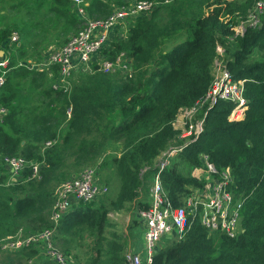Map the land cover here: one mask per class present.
Wrapping results in <instances>:
<instances>
[{
  "label": "trees",
  "instance_id": "obj_1",
  "mask_svg": "<svg viewBox=\"0 0 264 264\" xmlns=\"http://www.w3.org/2000/svg\"><path fill=\"white\" fill-rule=\"evenodd\" d=\"M156 1L157 6L136 17L126 38L114 42V51L108 53L113 57L124 51L132 59L133 79L79 74L69 94L52 89V79L49 89L41 91L43 102L34 106L18 91L24 84L33 87L36 77L44 75L13 67L26 52L21 43L9 42L14 26L2 22L0 49L10 52L11 70L0 87V107L6 110L0 122V241L19 231L28 236L51 229L54 192L101 158L106 168L101 182L108 191L97 201L74 204L57 222L53 241L61 238L70 247H81L83 235L89 234L96 245L110 212H120L127 205L146 209L143 198L147 192L149 197L156 159L181 135L173 126L178 111L191 107L207 92L217 60L233 80H245L248 108L237 121L229 119L231 103L220 101L207 110L202 134L170 159L161 181L171 204L182 206L191 189H201L203 182L182 175L178 163L184 160L198 167L200 155H207L218 171L227 170L231 176L227 191L235 202H241L242 233L230 239L209 233L196 220L182 240H164L149 264H264V16L260 27L246 28L243 35L234 37L230 25L244 20L255 0L223 5L215 0L210 4L215 5L213 10L204 16L190 0ZM53 4L56 19L66 18V24L79 20L72 0H53ZM165 8L167 15L158 16L157 11ZM84 9L89 17L112 12L110 8L105 11L106 4L98 0H90ZM226 15L232 17L229 24L221 19ZM177 27L186 38L169 51H160ZM217 45L223 49L219 59ZM254 52L258 56H252ZM47 142L52 145L44 147ZM5 157L40 164L38 178L6 186ZM30 172L26 168L22 177L28 178ZM109 188L118 189L117 193L104 199ZM117 248L122 252V247ZM21 250L30 258L37 253L33 248ZM63 253L70 255L67 249ZM107 255L110 264H126L124 254L116 255L112 247Z\"/></svg>",
  "mask_w": 264,
  "mask_h": 264
},
{
  "label": "built area",
  "instance_id": "obj_2",
  "mask_svg": "<svg viewBox=\"0 0 264 264\" xmlns=\"http://www.w3.org/2000/svg\"><path fill=\"white\" fill-rule=\"evenodd\" d=\"M79 16L80 30L71 36L59 49L47 55L39 63L33 60L19 62L16 67L43 70L56 66L57 79L52 84V89L70 91L74 76L79 74L118 75L124 80L133 79L135 69L133 61L125 52H119L108 59L107 54L113 52V43L124 40L133 21L142 13L152 11L157 3L138 1L119 6L105 18H89L81 0H72ZM264 16V0H255L248 11L246 18L231 28L234 37L243 35L246 28H258ZM18 35L12 34L9 42H18ZM19 45V43L17 44ZM54 50V49H53ZM51 50V51H53ZM218 59L222 58L223 50L216 46ZM220 61L214 63V76L207 92L191 107L180 109L183 129L180 137H187L190 141L197 139L203 132V125L207 110L219 101L231 103L233 108L229 119L241 120L247 110L248 101L244 96V80H233L230 72ZM10 54L2 51L0 56V87L3 85L6 74L10 70ZM6 110L0 107V122ZM178 115V114H177ZM70 116V110L67 111ZM51 142L44 147L51 146ZM187 144L170 146L162 154L161 161L156 164L149 188V203L146 209L137 207L136 214L145 227L144 258L131 247L124 253L126 264H149L154 253L161 248L164 240H182L194 221L209 233H218L230 239L242 233L240 227L241 203L235 202L233 196L227 191L231 176L227 170L218 171L208 161V156L200 155L204 172L208 175L205 187L198 193L191 194L182 206L174 207L169 201L162 185L161 174L168 167L169 159L180 153ZM4 167L7 170L8 180L6 186L24 183L39 176L40 164L28 162L23 157H5ZM30 168V176L23 178L22 173ZM264 182V171L262 174ZM108 188L97 177V170L92 167L84 169L81 174L63 183L54 198L50 215L53 223L51 229H45L36 234L23 236L19 231L16 235L6 237L0 241L2 251L14 252L22 248H36L43 246L45 255L55 264H70L69 258L54 244L53 237L57 222L71 209L74 204L91 203L97 201L105 194Z\"/></svg>",
  "mask_w": 264,
  "mask_h": 264
},
{
  "label": "rangeland",
  "instance_id": "obj_3",
  "mask_svg": "<svg viewBox=\"0 0 264 264\" xmlns=\"http://www.w3.org/2000/svg\"><path fill=\"white\" fill-rule=\"evenodd\" d=\"M81 1L86 6H88L90 2V0H81ZM98 1L106 4L105 11H107V9L109 8L111 9V11H113V9L117 8L118 4L120 6V4L122 3H124V5H127L129 3L135 2L132 0H98ZM140 1H145V0H140ZM149 1L157 2L156 0H149ZM213 1L215 0H208V2L207 0L205 2H203V0H190L191 3L195 4L194 8L196 9V11L198 12L200 10V14L203 16L207 15L208 11L213 10L215 5L214 6L210 5L211 2ZM219 1L222 2L221 3L222 5H223V2H229L228 0H219ZM233 1H236V0H232L231 2ZM164 2L168 3V0H164ZM206 5H210V6H206ZM176 6L177 5H175V7ZM53 8H55L53 4V0H0V28L2 26V22H5L6 24H12V26H14V29L11 32L9 39L11 38L12 34H17L19 39H18V42L15 43V45L18 43L20 45L21 43V47H23V51L26 52L25 57L16 60V63L13 64L14 68H16L19 62H23V61L30 60V59L33 60L31 61L32 63H36V64L41 63L44 60V58L47 57V55L54 52L56 48L57 49L61 48L71 36H73L76 32L80 30V27H81L79 25L80 21L77 18H75L76 19L74 22L75 24L70 23V21L68 22L70 24H66V18L58 17L57 18L58 20H57L54 17L53 11H51ZM98 9L103 10L104 7L98 6ZM157 12H159L158 16H164V15L166 16L168 9L167 8H165V10L160 9ZM109 14L110 13H108L107 15H102V16H97L98 15L97 14L91 17L93 19L99 18V17L102 18L103 16L106 17ZM73 17H76V16H73ZM231 18H232L231 16L226 15V16H223L221 19L224 23L229 24L231 22ZM67 19L71 20V13L67 15ZM241 21L242 20H240V22ZM236 25L234 26L237 27L239 24L237 26ZM230 26L231 28H234L232 27V25ZM183 34H184V31L180 30V28L177 27L176 31L173 32L168 38L164 40L160 48V51H169L175 45L179 44L180 41L185 39L187 36V34H184V35ZM4 52H7V51H4ZM13 52H15V49H12V53ZM112 55L113 54H110V55L107 54V58L110 59ZM0 56H1V52H0ZM252 56H258L257 52H254ZM257 59L258 58H255V60ZM35 69L36 70H32V71H35V73H38L41 75L43 74L44 78L36 77V81L33 84V87H31L32 84L30 86L24 84V86L23 87L21 86L20 90L18 91V94L21 96V98H23V100L25 99L28 105L30 106H34L37 103L38 105H40L43 102L41 101V99H43L41 95V91L43 89L44 90L49 89L50 80L54 79L56 81L57 72H58V68L56 66L48 68L47 70H43L40 67H37ZM7 74H6V77H7ZM77 77L78 76H74V78L72 79V81L73 80L74 81H73L70 91H63V90H60V91H62L63 93L69 94L73 90L74 88L73 86H75L76 80L78 79ZM82 80H85V78H83ZM247 108H248V105H247ZM173 126L176 130L180 131V133L182 132L183 125H182V129L177 128L175 126V120H174ZM179 140H183V143L179 144L178 142ZM190 142L191 141L187 137H182V138L180 137L177 141H173L172 144L168 146V148L170 146H174V147L181 146L183 144H188ZM166 150H164L163 152H165ZM162 153L157 157L155 166L161 161V158L163 155ZM101 160L103 159L101 158V159L95 160L93 163L87 165L97 170V174H98L97 177L100 180V182L101 180H103V174H104L103 171L106 169V168H103V161ZM168 166H169V163H168ZM178 166H179L178 169L180 170L182 175L192 177V178L197 179L199 182H203V186L205 187V184L207 183L206 178H208V175L206 174V172H204L205 168L203 164L198 167L191 166L184 160H181L178 163ZM1 176H3V168L0 166V178ZM204 187H202L201 189H191L192 192L190 193V195L193 193H198ZM57 190L54 192L53 194L54 196ZM117 190L111 189L110 191V188H109V193L104 199L106 198L110 199L111 196L112 197L115 196L117 193ZM147 198H149L148 192L145 194L143 198L148 203L149 199L147 200ZM127 206L128 207L122 210V212H125V214L127 215H129L130 213V217H131V219H129L130 221H127V218H126L127 215L125 216L123 214L122 217H119V216L117 217L115 214H113V213L121 214V211L120 212H114V211L110 212L107 216V223H106V227L104 228L103 236L100 238L99 241H96L97 242L96 245H95V240L89 234H84L83 235L84 239H82L83 242L81 241L82 242L81 247H75V246L70 247L69 243L67 244L64 243L61 238H58L57 241H54L55 246L61 252H64L65 249L69 250L70 255H67V254L65 255L69 258L70 264H110L108 260V255H107V251L109 247H112L114 253L118 256L119 255L123 256V254L129 249V247H126L128 243L126 232L129 228L128 226L131 224H135L133 220H136L138 217L136 214L137 207L133 208L132 205H127ZM110 214L112 216H110ZM47 217H49V215H47ZM114 230L115 232L113 233ZM144 230H145V227L143 225L140 227L138 226L136 233L144 232ZM117 246H120L123 248L122 252L118 250ZM162 246H164L163 243H161V247ZM131 247L141 256V258L145 257L146 250L143 249L144 246H142L139 243V241L132 243ZM96 249H99V252ZM24 250H29V249H24ZM24 250H20L18 252L11 253V254L6 253L7 251L1 250L0 251V264H55L52 259H50L48 256L45 255V249L41 245H38L36 248H33V250L36 251L37 253L39 251L42 252L43 253L42 255H37V256L32 255L30 258L28 257V252Z\"/></svg>",
  "mask_w": 264,
  "mask_h": 264
},
{
  "label": "crops",
  "instance_id": "obj_4",
  "mask_svg": "<svg viewBox=\"0 0 264 264\" xmlns=\"http://www.w3.org/2000/svg\"><path fill=\"white\" fill-rule=\"evenodd\" d=\"M229 2H231L232 0H228ZM0 52H2V50H0ZM175 126L177 127V128H180V129H182V121H181V116L179 115V113H178V115L176 116V120H175ZM177 167H179V166H177ZM149 203V202H148ZM113 214H115L117 217L119 216V217H122L123 216V214L126 216L127 214H125V212H122L121 211V214H119V213H113ZM110 216H112L111 214H110ZM127 221H130L129 219H131V217H130V213H129V215H127ZM133 222L135 223V224H131V225H129L128 227V230H127V232H126V236H127V240H128V243H127V245H126V247H129V248H131V246H132V243H134V242H136V241H139V243L142 245V246H144V232H141V233H136V231H137V228H138V226L140 227V226H142V224H141V222L139 221V219L137 218L136 220H133ZM115 232V230L113 231V233ZM133 232V233H132ZM138 237V238H137ZM137 239V240H136ZM43 253L42 252H38V253H36L35 254V256H37V255H42Z\"/></svg>",
  "mask_w": 264,
  "mask_h": 264
},
{
  "label": "water",
  "instance_id": "obj_5",
  "mask_svg": "<svg viewBox=\"0 0 264 264\" xmlns=\"http://www.w3.org/2000/svg\"><path fill=\"white\" fill-rule=\"evenodd\" d=\"M2 53V52H1Z\"/></svg>",
  "mask_w": 264,
  "mask_h": 264
}]
</instances>
